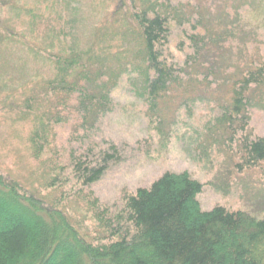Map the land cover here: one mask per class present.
<instances>
[{
	"label": "trees",
	"instance_id": "trees-1",
	"mask_svg": "<svg viewBox=\"0 0 264 264\" xmlns=\"http://www.w3.org/2000/svg\"><path fill=\"white\" fill-rule=\"evenodd\" d=\"M251 1L258 2L240 4ZM63 3L0 0L11 13L0 18V43L25 47L24 62L33 56L45 65L16 86L0 83L3 108L26 127L34 158L28 178L0 171V264H264V216L220 204L203 209L205 184L188 171H165L112 207L92 187L123 159L113 140L89 137L113 107L114 89L125 81L152 112L171 92L207 90L221 70L224 37L233 34L232 24L217 27L226 15L215 22L192 0H92L93 11L113 4L112 15L83 42L80 22L63 27V17L45 16ZM42 22L49 29L38 36ZM174 32L181 54L171 49ZM253 56L224 76L213 122L239 139V171L264 166V135L250 130L252 111L264 102V55ZM74 113V131L85 134L63 145L59 128Z\"/></svg>",
	"mask_w": 264,
	"mask_h": 264
},
{
	"label": "rangeland",
	"instance_id": "rangeland-1",
	"mask_svg": "<svg viewBox=\"0 0 264 264\" xmlns=\"http://www.w3.org/2000/svg\"><path fill=\"white\" fill-rule=\"evenodd\" d=\"M192 1L202 6L206 16L215 22L220 21L221 15H226L223 18L226 24L221 23L217 26L219 29H226L230 26L228 24H232L233 34L224 37L225 46L218 51L222 52V56L225 54L221 58V70H215L218 74L209 76L207 90L171 92L161 100L156 112H152L148 100L133 94L125 81L115 88L111 94L113 107L96 123L89 137L96 143L113 140L122 148L123 159L113 164L92 187L96 196L112 207L120 204L123 194L134 192L140 186H150L165 171H188L205 184L199 194L203 209L220 204L262 217L264 166L237 170L236 164L241 161V155L237 153L239 139L231 140V135L224 133V129L220 130L213 122L220 112L217 105L226 93L225 77L232 75L237 65L242 66L247 58L264 55V0L247 2L244 6L240 0ZM91 2L60 0L63 4L56 11L60 14L54 12L51 15L52 12L47 9L45 16L51 18V23L63 17L58 20L63 27L70 19L80 22L76 28L84 42V35L102 26L112 15L113 4L93 11ZM10 15L7 9L0 8V18ZM228 20L232 23H227ZM234 21L239 22L237 26ZM13 27L17 32H26L23 25ZM48 29L47 24L42 22L36 33L42 36ZM173 36L171 49L181 54L178 43L181 37L176 32ZM18 47L22 48L21 45ZM23 50H9L0 43V83L8 82L10 87L16 86L23 77H30L45 67L33 56H28L24 62L28 51L25 47ZM11 116L0 99V171L28 178L31 169L28 170L27 166L34 158L27 146L26 127H21L16 114ZM78 121L74 113L70 121L59 128V143L67 144L73 133L78 136L85 134L83 129L74 131ZM18 130L25 133L19 136ZM250 130L255 135H264V102L253 109Z\"/></svg>",
	"mask_w": 264,
	"mask_h": 264
}]
</instances>
